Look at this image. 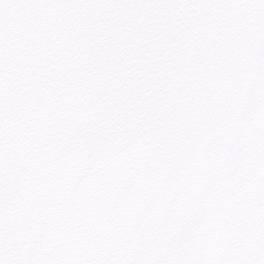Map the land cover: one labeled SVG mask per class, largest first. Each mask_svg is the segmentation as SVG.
<instances>
[{
  "label": "snow or ice",
  "instance_id": "1",
  "mask_svg": "<svg viewBox=\"0 0 264 264\" xmlns=\"http://www.w3.org/2000/svg\"><path fill=\"white\" fill-rule=\"evenodd\" d=\"M141 19L219 56L253 42L231 87L256 121L214 156L202 139L167 182L185 122L152 126L132 69L113 78L100 57ZM165 135L171 154L145 170ZM0 264H264V0H0Z\"/></svg>",
  "mask_w": 264,
  "mask_h": 264
},
{
  "label": "water",
  "instance_id": "2",
  "mask_svg": "<svg viewBox=\"0 0 264 264\" xmlns=\"http://www.w3.org/2000/svg\"><path fill=\"white\" fill-rule=\"evenodd\" d=\"M143 28L141 19L114 40L105 41L100 57L113 78L127 68L132 69L130 81L140 93L137 103L158 106L159 118L151 121L152 126L167 130L176 118L185 122L181 139L175 144L176 166L170 170L167 182L202 139L207 138L204 154L214 156L224 150L236 132L256 121L259 101L246 105L231 87L240 61L251 51L253 42L240 38L219 56L210 42L192 40L187 32H177L166 22L148 33ZM96 40L104 41V37L97 36ZM127 94L125 89L122 95ZM217 97L219 100L213 102ZM172 144V138L165 135L146 160L145 170H155L171 154ZM255 146L256 138L250 137L240 150L241 160L248 163L239 172L237 190L255 172V162L250 159ZM225 166L230 168L231 162H225ZM253 208L250 205L249 212L242 217L241 230L247 227Z\"/></svg>",
  "mask_w": 264,
  "mask_h": 264
}]
</instances>
